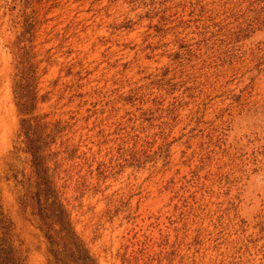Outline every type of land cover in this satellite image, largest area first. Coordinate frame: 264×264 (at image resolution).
Wrapping results in <instances>:
<instances>
[{"label":"rangeland","instance_id":"374dc122","mask_svg":"<svg viewBox=\"0 0 264 264\" xmlns=\"http://www.w3.org/2000/svg\"><path fill=\"white\" fill-rule=\"evenodd\" d=\"M20 93L97 264H264V0H0V210L48 264Z\"/></svg>","mask_w":264,"mask_h":264},{"label":"trees","instance_id":"16d2710c","mask_svg":"<svg viewBox=\"0 0 264 264\" xmlns=\"http://www.w3.org/2000/svg\"><path fill=\"white\" fill-rule=\"evenodd\" d=\"M21 97L20 93L16 102L23 114L19 117L18 135H22L19 141L23 142V149L30 156L34 180L33 183L28 184L27 179H23V174L19 171L20 177L14 181L18 183V191L21 192L20 205L22 203L24 208L29 201L28 204L37 214V225L43 231L48 244V264H97L62 219L63 209L44 165L46 137L50 136L48 131L45 132L47 124L41 122L40 117L32 113L34 96L27 99ZM32 185L33 189L29 188ZM54 223L59 224L60 230H64L65 238L60 239L56 236L57 230L52 226ZM12 236L11 222L0 210V264H25V257L13 244Z\"/></svg>","mask_w":264,"mask_h":264}]
</instances>
